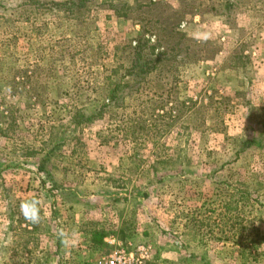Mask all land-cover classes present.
Returning <instances> with one entry per match:
<instances>
[{"label":"rangeland","instance_id":"1","mask_svg":"<svg viewBox=\"0 0 264 264\" xmlns=\"http://www.w3.org/2000/svg\"><path fill=\"white\" fill-rule=\"evenodd\" d=\"M34 1L69 0H0V264H264V0Z\"/></svg>","mask_w":264,"mask_h":264},{"label":"trees","instance_id":"2","mask_svg":"<svg viewBox=\"0 0 264 264\" xmlns=\"http://www.w3.org/2000/svg\"><path fill=\"white\" fill-rule=\"evenodd\" d=\"M94 1L95 0H69L65 3L54 2L52 4H47L42 1H34L29 3V5L27 6L30 8H34L33 10L36 11H52L56 15H59L61 13L74 14L87 9L89 5H91ZM165 56L166 55L163 54L160 57H157L156 60H147L143 56V46H140V44L138 43L131 54V66L126 74L127 77L129 79H138L154 73L157 70L158 65L163 62L162 59H165ZM113 100L114 99L111 97L108 103L102 106V111L95 110L92 113H83L81 117L84 122H90L91 120L98 118L102 113H104L103 111L105 109L111 107V103H114ZM255 143V140L245 142L248 147L253 146Z\"/></svg>","mask_w":264,"mask_h":264},{"label":"clouds","instance_id":"3","mask_svg":"<svg viewBox=\"0 0 264 264\" xmlns=\"http://www.w3.org/2000/svg\"><path fill=\"white\" fill-rule=\"evenodd\" d=\"M28 208L32 209V214L27 215V218L30 220H35L36 216H35V209H34V205H22V209L27 210ZM27 214V212H26Z\"/></svg>","mask_w":264,"mask_h":264}]
</instances>
